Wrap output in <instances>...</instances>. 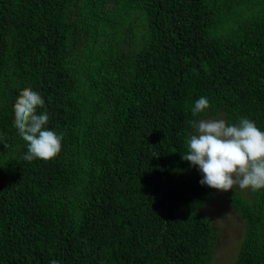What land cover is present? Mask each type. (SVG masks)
<instances>
[{"label": "trees", "instance_id": "16d2710c", "mask_svg": "<svg viewBox=\"0 0 264 264\" xmlns=\"http://www.w3.org/2000/svg\"><path fill=\"white\" fill-rule=\"evenodd\" d=\"M28 90L63 137L47 161L22 159ZM222 114L264 130V0H0V264H212L215 192L182 155ZM228 201L235 264H264V189Z\"/></svg>", "mask_w": 264, "mask_h": 264}, {"label": "clouds", "instance_id": "9594fccd", "mask_svg": "<svg viewBox=\"0 0 264 264\" xmlns=\"http://www.w3.org/2000/svg\"><path fill=\"white\" fill-rule=\"evenodd\" d=\"M43 97L35 90L22 94L15 107V129L26 143L22 159L50 160L62 148V135L47 127L49 114L39 112ZM210 107L201 96L190 108L193 117L206 114ZM185 138L187 151L182 159L201 175L199 183L222 192L264 189V130L248 118L230 123L225 119H198L190 122ZM50 264H59L51 260Z\"/></svg>", "mask_w": 264, "mask_h": 264}, {"label": "rangeland", "instance_id": "374dc122", "mask_svg": "<svg viewBox=\"0 0 264 264\" xmlns=\"http://www.w3.org/2000/svg\"><path fill=\"white\" fill-rule=\"evenodd\" d=\"M217 118L226 120L223 114L208 119ZM213 190L215 192V200L212 205L203 211L214 218L218 232L214 255L215 259L212 264H235L238 258L240 244L243 241L246 223L241 216H238L236 210L230 206L228 197L230 194L244 196L245 193L249 192V189L240 190L239 188H235L229 192Z\"/></svg>", "mask_w": 264, "mask_h": 264}]
</instances>
